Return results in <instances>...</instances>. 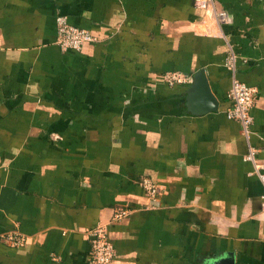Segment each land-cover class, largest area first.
<instances>
[{
    "label": "crops",
    "instance_id": "0c3cea01",
    "mask_svg": "<svg viewBox=\"0 0 264 264\" xmlns=\"http://www.w3.org/2000/svg\"><path fill=\"white\" fill-rule=\"evenodd\" d=\"M214 3L227 23L193 0H0V264H88L96 224L111 264H264V185L225 114L224 64L229 43L264 161V0ZM58 15L97 41L61 50ZM201 68L218 104L192 113ZM143 178L160 189L152 208Z\"/></svg>",
    "mask_w": 264,
    "mask_h": 264
},
{
    "label": "built area",
    "instance_id": "2783aa9c",
    "mask_svg": "<svg viewBox=\"0 0 264 264\" xmlns=\"http://www.w3.org/2000/svg\"><path fill=\"white\" fill-rule=\"evenodd\" d=\"M193 2L194 6L203 10L204 14H209L217 26L229 21V14L225 10L216 9L214 0H193ZM96 41L97 38L89 30L70 24L66 16L58 15L56 17V43L61 50L78 51L85 43ZM224 64L232 74L227 94L230 104L225 114L227 118L235 120L240 124V132L247 144L244 159L252 164V173L264 185V161L257 158L256 148L250 142L253 123L251 108L255 99V90L235 77L236 54L229 43H227ZM163 79L167 84L174 85L186 81L188 76L179 71H167L163 74ZM141 185L148 199L146 208L154 207L158 203L160 194L158 185L148 178H143ZM127 214V209L119 208L113 213L112 219L120 220ZM88 233L90 237L88 264H111L114 257V247L107 237V224H96ZM1 238L13 246H20L25 240L22 234L17 231L7 232Z\"/></svg>",
    "mask_w": 264,
    "mask_h": 264
},
{
    "label": "water",
    "instance_id": "95a60500",
    "mask_svg": "<svg viewBox=\"0 0 264 264\" xmlns=\"http://www.w3.org/2000/svg\"><path fill=\"white\" fill-rule=\"evenodd\" d=\"M187 107L192 113H204L217 109V100L213 95L208 79L203 68L197 70L192 77V82L187 89ZM231 264V259L223 262Z\"/></svg>",
    "mask_w": 264,
    "mask_h": 264
}]
</instances>
